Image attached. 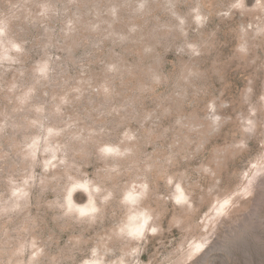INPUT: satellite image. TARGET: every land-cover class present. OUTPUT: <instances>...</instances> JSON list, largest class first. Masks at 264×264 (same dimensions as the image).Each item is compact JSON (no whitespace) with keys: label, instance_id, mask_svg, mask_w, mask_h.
Here are the masks:
<instances>
[{"label":"rangeland","instance_id":"1","mask_svg":"<svg viewBox=\"0 0 264 264\" xmlns=\"http://www.w3.org/2000/svg\"><path fill=\"white\" fill-rule=\"evenodd\" d=\"M94 260L264 264V0H0V264Z\"/></svg>","mask_w":264,"mask_h":264},{"label":"bare ground","instance_id":"2","mask_svg":"<svg viewBox=\"0 0 264 264\" xmlns=\"http://www.w3.org/2000/svg\"><path fill=\"white\" fill-rule=\"evenodd\" d=\"M78 185H80V184H78ZM73 188H75V186L70 188L69 192L72 191ZM179 189L180 188H178L179 193L176 195L175 199H176V201L181 200V202H182L184 195H183L182 191H180ZM85 191H87V193L89 195L88 201L86 203H84V202L82 203V201H81V204H74L71 202V204H73V206L77 209L78 214H81V215L90 214V211L94 208V205L92 202L93 200L89 194L88 189H85ZM79 192L84 195V192H82V190L81 191L79 190ZM125 197H126L127 201L129 202L130 206L132 207V205H134V194L129 192L126 194ZM224 205H225V203H224ZM68 207H70L69 201H68ZM149 219H150V216L148 214L143 213L140 210H134L128 215L126 227H127V231H128V235H129L130 239H137L141 235H144L146 232H148V230L151 227V225H148ZM200 247H202V246H197L196 251ZM91 264H97V261L94 260V261H92Z\"/></svg>","mask_w":264,"mask_h":264}]
</instances>
